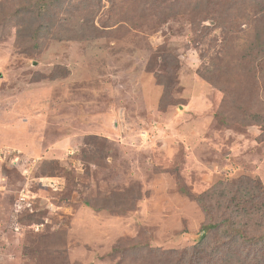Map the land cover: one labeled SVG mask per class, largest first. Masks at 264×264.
<instances>
[{"label": "rangeland", "instance_id": "rangeland-1", "mask_svg": "<svg viewBox=\"0 0 264 264\" xmlns=\"http://www.w3.org/2000/svg\"><path fill=\"white\" fill-rule=\"evenodd\" d=\"M37 1L0 0V264H177L207 222L193 197L243 176L264 186L263 127L242 117L264 114V73L243 60L254 17L63 0L57 38L22 42Z\"/></svg>", "mask_w": 264, "mask_h": 264}, {"label": "trees", "instance_id": "trees-1", "mask_svg": "<svg viewBox=\"0 0 264 264\" xmlns=\"http://www.w3.org/2000/svg\"><path fill=\"white\" fill-rule=\"evenodd\" d=\"M156 2L159 1L156 0ZM160 3L159 8L165 2ZM63 4V0H39L35 4L30 3L31 7H27L25 14L31 17L28 20L33 23V32L28 35L18 33L17 37L22 42H39L49 36L57 38V33H53L52 9L61 7ZM215 5L222 7L220 8L221 17L233 12L235 8L241 13L254 17V33L248 44L247 56H243V60L248 62L253 72L264 73V0H196L195 4L196 11L199 12L202 7H205L204 10H209ZM46 6L48 10L44 11ZM184 6L186 8H183ZM188 6L186 0H175L174 7L178 9L177 11L186 10ZM22 10H15L13 17L19 19L23 14ZM115 12L117 15L118 10ZM45 13H48V16ZM176 14L178 15L179 12L174 16ZM205 18L203 17L202 20L205 21ZM125 23L127 21L120 19L114 25L104 24L102 27L112 29ZM161 51L164 70L176 73L180 65L178 58L166 54L164 49ZM207 74L209 75L207 80L212 85L218 86L217 81H211L214 71L209 70ZM158 77L160 84L165 86L163 77ZM172 78L174 77L171 76ZM173 86H175L173 80L169 85L166 84L164 100ZM242 111L245 122L253 118L264 131V114L249 115L245 113V110ZM216 117L220 124L229 126L241 122L233 114L231 117H225V113H216ZM193 199L201 205L207 222L202 227L201 239L196 245L181 252H171L179 255L177 264H264V186L259 179L243 176L233 182L219 183Z\"/></svg>", "mask_w": 264, "mask_h": 264}]
</instances>
